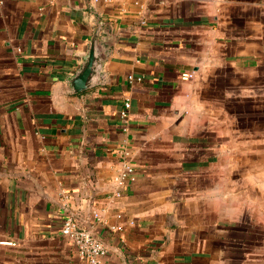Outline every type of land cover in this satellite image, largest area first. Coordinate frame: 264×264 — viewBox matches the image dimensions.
I'll use <instances>...</instances> for the list:
<instances>
[{
  "label": "crops",
  "instance_id": "obj_1",
  "mask_svg": "<svg viewBox=\"0 0 264 264\" xmlns=\"http://www.w3.org/2000/svg\"><path fill=\"white\" fill-rule=\"evenodd\" d=\"M70 216L101 264H264V0H0V264H90Z\"/></svg>",
  "mask_w": 264,
  "mask_h": 264
},
{
  "label": "built area",
  "instance_id": "obj_2",
  "mask_svg": "<svg viewBox=\"0 0 264 264\" xmlns=\"http://www.w3.org/2000/svg\"><path fill=\"white\" fill-rule=\"evenodd\" d=\"M193 77L194 73L191 71L183 72L181 74L182 80H189ZM128 78L130 80H142L141 77L134 75H129ZM129 107L130 101L126 100L120 111V116L123 119L128 117ZM120 155L123 159V166L114 180L118 185L122 186L128 181L135 180L136 169L134 164L126 159L127 153L125 151H120ZM94 215L97 217L99 216V213L94 211ZM118 216L121 217L120 214H118ZM61 232L72 241L74 250L80 259L87 261L90 264H101V259L108 252V247L106 243L94 235L90 229L82 227L74 217L70 216L64 220Z\"/></svg>",
  "mask_w": 264,
  "mask_h": 264
},
{
  "label": "water",
  "instance_id": "obj_3",
  "mask_svg": "<svg viewBox=\"0 0 264 264\" xmlns=\"http://www.w3.org/2000/svg\"><path fill=\"white\" fill-rule=\"evenodd\" d=\"M100 27L93 35L88 52L85 54L81 66L70 78V85L74 92L92 87L102 76V53L99 43Z\"/></svg>",
  "mask_w": 264,
  "mask_h": 264
}]
</instances>
